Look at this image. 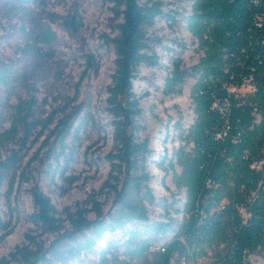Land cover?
<instances>
[{
    "label": "trees",
    "instance_id": "1",
    "mask_svg": "<svg viewBox=\"0 0 264 264\" xmlns=\"http://www.w3.org/2000/svg\"><path fill=\"white\" fill-rule=\"evenodd\" d=\"M36 1L0 0V15L9 24L15 19L21 23L19 32L28 39L22 52L38 62L54 57L57 36L35 21L31 4ZM111 2L123 20L119 36L112 40L117 59L107 100L115 147L106 156L111 164L106 185L115 192V212L107 217L102 204L93 199L90 210H67L62 219L51 198L32 182L28 167L37 160H54L59 168L63 160L64 177L74 160L73 153H66L68 140L72 139L74 148L81 132L97 123L89 112L76 126L83 103L60 119V111L54 110L43 120L39 101L28 84L44 73L41 67L20 71L13 62L0 60V232L8 229L2 217L3 200L11 202L13 195L31 182L34 212L30 221L43 234H58L49 248L28 234L26 242L15 247L1 264H68L93 249L108 232L151 221L147 203H152L154 196L148 185L153 178L148 160L153 151L148 141L138 138L143 110L134 90L140 66L158 65L150 54L146 29L154 26L158 17H166L164 4L155 0L145 4L140 0ZM64 26L78 33L81 18L72 15ZM188 28L199 39L205 56L189 70L178 62L165 84L166 95H180L186 79L195 77L197 81L191 90L196 119L181 132L176 158L182 173L173 176L177 188L187 191L183 222L174 238L164 244L165 252H151L150 237L139 239L140 234L130 232L122 254L115 255L109 245L96 264H172L183 258L202 264L201 259L209 254L212 264H251L249 255L264 252V0H196ZM96 69L95 56L87 55L77 89ZM61 76L58 74V79ZM22 85L30 91L27 98L18 96ZM243 88L248 91L241 92ZM14 99L17 104H12ZM47 131L49 136L23 168L30 150ZM45 149V159H40ZM170 166L174 169L172 162ZM90 213L96 215L95 220L89 219ZM172 227L173 221L155 223L148 226L147 233L165 236ZM5 236L0 237V244Z\"/></svg>",
    "mask_w": 264,
    "mask_h": 264
},
{
    "label": "rangeland",
    "instance_id": "2",
    "mask_svg": "<svg viewBox=\"0 0 264 264\" xmlns=\"http://www.w3.org/2000/svg\"><path fill=\"white\" fill-rule=\"evenodd\" d=\"M148 1L140 0L142 4ZM155 1L164 4L166 17H158L154 26L147 28L146 32L150 54L156 57L158 65L140 66L139 79L135 81L134 90L140 98L143 110L142 118L138 121L143 129L138 133V138L142 142L148 141L153 151L148 160V171L153 176L148 185L154 196V201L147 203L151 221L130 224L125 231L117 229L108 232L102 240L97 241L93 249L83 252L68 264H96L101 252L109 245L114 247L115 255L122 254L125 250L124 243L129 237L127 233L130 232L140 234L139 239L142 236L150 237L151 252H156L174 238L183 222L187 191L185 188H177L173 176L174 173H182L176 158V152L182 145L181 132L191 127L196 119L191 90L197 81L195 77L186 79L180 95H166L165 84L178 62L183 69L189 70L199 64L205 51L200 48L199 39L188 28V18L192 15L196 0ZM31 5L37 24L50 28L57 36L54 57L35 62L33 58L25 56L22 48L28 39L19 32L21 23L15 19L9 24L0 15V60L13 62L20 71L41 67L44 73L37 80L31 79L28 84L32 87L31 93L39 101V114L43 120L54 110L60 111L57 116L60 119L71 114L74 108L83 103V112L79 119L76 118V126L89 112L97 123V126L89 124L81 132L80 140L74 144V148L72 139L68 140L70 148L66 153H73L74 160L64 177L63 160L61 168L56 166L54 160H47L45 163L37 160L28 167L34 178L32 182L38 183L42 191L51 198L58 216L62 219L66 218L67 210H90L93 199L102 204V210L108 217L115 212V192L106 185L111 172V164L106 156L114 150L115 144L113 119L107 111V100L116 71L117 56L112 40L119 36V26L123 20L117 16L111 0H38ZM72 15L81 18L82 26L78 33H72L64 26L65 19ZM89 54L95 56L97 69L90 71L77 89L86 68V56ZM60 73L62 76L58 79ZM240 91L245 93L248 90L243 88ZM29 92L27 85H22L18 96L27 98ZM17 103V99L12 102ZM8 127L9 124L6 125ZM49 134L50 131H47L30 150L23 168L28 165ZM47 151L48 149L41 151L40 159H45ZM165 158L167 160L161 164ZM171 162L174 169L170 166ZM31 184H25L19 193L13 195L11 202H2V217L8 229L0 232V237L6 235L0 244V262L3 258H8L15 247L26 242L28 234L36 237L37 242L45 248H49L58 237V234H43L30 221L34 212L29 193ZM88 217L91 220L96 219L94 213H90ZM170 221H173V227L167 235L154 237L147 233L148 226ZM65 225L66 230H69L70 224ZM248 261L251 264H264V252L259 250L249 255ZM213 262L211 254L208 258L201 259L202 264Z\"/></svg>",
    "mask_w": 264,
    "mask_h": 264
},
{
    "label": "built area",
    "instance_id": "3",
    "mask_svg": "<svg viewBox=\"0 0 264 264\" xmlns=\"http://www.w3.org/2000/svg\"><path fill=\"white\" fill-rule=\"evenodd\" d=\"M164 247H165L164 245L161 246V247L159 248V250H161L162 252H165L166 250H165ZM178 264H192V263H191V261L189 262V260H187L186 258H183V259L180 261V263H178Z\"/></svg>",
    "mask_w": 264,
    "mask_h": 264
}]
</instances>
